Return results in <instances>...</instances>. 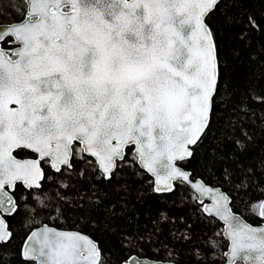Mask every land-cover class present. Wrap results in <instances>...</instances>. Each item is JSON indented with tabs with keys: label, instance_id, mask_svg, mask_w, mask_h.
<instances>
[{
	"label": "snow or ice",
	"instance_id": "1",
	"mask_svg": "<svg viewBox=\"0 0 264 264\" xmlns=\"http://www.w3.org/2000/svg\"><path fill=\"white\" fill-rule=\"evenodd\" d=\"M246 2L24 0L22 19L0 24V249L14 240L8 219L22 201H34L37 215L55 210L49 219L57 220L75 200L78 208L100 209L108 222L138 213L149 219L148 237L121 236L119 264H146L141 250L170 226L199 256L216 241L196 245L200 220L189 222L165 199L184 188L203 215L223 222L214 235L227 241V264H264V159L259 171L249 162L244 121L229 118L212 137V161L200 158L226 77L220 32L210 20L219 13L228 27L243 24L240 40L249 30L264 34L250 13L228 14ZM251 98L264 105V95ZM216 166L220 186L213 187L201 169ZM145 182L146 195L129 194ZM100 185L125 191L102 200ZM237 200L252 223L238 214ZM20 255L24 264H112L98 241L47 223L30 231ZM195 264H205L203 257Z\"/></svg>",
	"mask_w": 264,
	"mask_h": 264
},
{
	"label": "trees",
	"instance_id": "2",
	"mask_svg": "<svg viewBox=\"0 0 264 264\" xmlns=\"http://www.w3.org/2000/svg\"><path fill=\"white\" fill-rule=\"evenodd\" d=\"M227 12L230 16L246 18V14H251L258 23L264 26V3L260 0H247L239 7H229ZM210 24L220 32L221 56L226 64V77L222 83L221 94L217 97L216 123L213 126L212 135L206 140L200 148V158L207 164L212 161V152L216 144L213 136L219 135L226 130L227 121L231 118L235 121L238 117L244 121L245 130L252 136V142L249 143L248 160L260 170V161L264 159V105L255 102L251 97L253 95H264V34L249 30L245 40L239 39V33L243 24L236 27H228L224 17L219 13L214 15ZM242 110H248V115L243 116ZM25 154H22V157ZM26 155H31L27 153ZM234 167V165H233ZM47 170V169H46ZM219 166L204 171L202 175L207 182L213 186H220ZM216 172V175H212ZM55 178V177H54ZM126 179V177H125ZM103 188L102 200L111 199L116 201L124 193L125 186L115 188L109 185H100ZM227 188V186H225ZM149 184L147 182L136 185V192H128L130 195L144 196L147 194ZM192 193L184 188L179 189L175 195L165 197L169 206L175 201L180 206L179 214L183 215L189 222L193 219L200 220L199 239L195 241L196 245L204 244L207 238L216 241L217 246L209 252L200 251L199 256L194 255L195 247L183 239L174 238L173 232L179 236L175 227L162 229L160 233L152 235L151 239L141 250L142 258L155 259L160 261H172L177 264H195L196 260L203 257L205 264L214 261V264L223 262L222 253L227 249V242L222 236H216L214 233L222 231V224L219 221H211L201 213L200 206L191 199ZM247 199V197H245ZM123 203V201H119ZM153 208L158 206L155 197L149 201ZM83 203V202H81ZM238 214L249 219V213L243 203L237 200ZM27 205V206H25ZM76 201L72 200L62 208L61 214L57 220H50V216H56L55 210H39L37 215L32 211L37 208L34 201L21 202V208L17 215L8 219L11 230L14 233L12 243L3 249H0V264H24L20 255L21 247L31 230L49 224L62 230H76L88 235L98 241L105 252L110 253L112 264H119L118 258L124 255V248L121 247V236L126 233H143L148 237L152 231V224L149 219L137 214L135 218L121 219L119 221L108 222L100 209L93 211L87 204L83 208L75 206ZM139 207V205H137ZM179 224V221H177ZM186 231L185 229H182ZM125 247L127 243L125 242Z\"/></svg>",
	"mask_w": 264,
	"mask_h": 264
},
{
	"label": "rangeland",
	"instance_id": "3",
	"mask_svg": "<svg viewBox=\"0 0 264 264\" xmlns=\"http://www.w3.org/2000/svg\"><path fill=\"white\" fill-rule=\"evenodd\" d=\"M24 8V0H0V24L18 22Z\"/></svg>",
	"mask_w": 264,
	"mask_h": 264
},
{
	"label": "water",
	"instance_id": "4",
	"mask_svg": "<svg viewBox=\"0 0 264 264\" xmlns=\"http://www.w3.org/2000/svg\"><path fill=\"white\" fill-rule=\"evenodd\" d=\"M205 203H208V201L206 200ZM221 224H222V230H223V222L222 221H219ZM42 226V225H41ZM50 226V225H49ZM40 227V226H39ZM53 227V226H51ZM66 231H76V230H66ZM79 232V231H78ZM86 235V234H85ZM88 236V235H87ZM225 240V239H224ZM226 241V240H225ZM25 242V241H24ZM227 242V241H226ZM229 249L227 248L225 252H227ZM145 261H146V264H148V262H155V261H160V260H155V259H149V258H143ZM223 262L220 263V264H227V258L226 257H223ZM161 264H177L175 262H172V261H160Z\"/></svg>",
	"mask_w": 264,
	"mask_h": 264
},
{
	"label": "flooded vegetation",
	"instance_id": "5",
	"mask_svg": "<svg viewBox=\"0 0 264 264\" xmlns=\"http://www.w3.org/2000/svg\"><path fill=\"white\" fill-rule=\"evenodd\" d=\"M29 156H31V155H29ZM32 158H34V157H32Z\"/></svg>",
	"mask_w": 264,
	"mask_h": 264
}]
</instances>
